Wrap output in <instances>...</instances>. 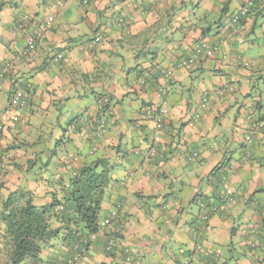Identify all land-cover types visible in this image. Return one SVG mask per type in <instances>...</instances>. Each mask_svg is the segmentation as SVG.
I'll return each instance as SVG.
<instances>
[{"label": "crops", "instance_id": "crops-1", "mask_svg": "<svg viewBox=\"0 0 264 264\" xmlns=\"http://www.w3.org/2000/svg\"><path fill=\"white\" fill-rule=\"evenodd\" d=\"M63 1L0 0V71L14 66L0 81V264L8 199L68 205L73 177L95 166L109 178L101 222L118 209L125 228L112 252L102 228L75 264H264V130L244 142L264 114V14L236 32L232 16L251 0ZM41 31L36 51L17 58ZM199 42L212 58L195 57ZM187 59L195 68H178ZM29 88V105L10 111ZM68 234L22 264H66Z\"/></svg>", "mask_w": 264, "mask_h": 264}, {"label": "trees", "instance_id": "trees-1", "mask_svg": "<svg viewBox=\"0 0 264 264\" xmlns=\"http://www.w3.org/2000/svg\"><path fill=\"white\" fill-rule=\"evenodd\" d=\"M263 14L264 0H252V5L247 7V14L245 16L238 14L239 23L246 26L247 20L253 18L256 24ZM98 102L105 109L110 104L107 97L99 98ZM263 117L262 115L260 118ZM224 174L226 172L223 169L221 173H218V178L219 180L221 178L223 183H225ZM108 182L109 178L105 172L98 173L96 166L88 167L73 177L70 183V196L67 198L68 205L59 206L63 203L53 196L51 204L39 208L33 204L29 192H23L17 197H11V200L8 199L4 211L1 212L2 221L6 226L5 238L9 255L8 262L5 264H22L28 259L37 261L48 243L59 237L63 231H69L68 239L72 238L74 246L77 244L82 246V240L98 235L102 229L101 198ZM57 208L62 210L57 211ZM70 215H73V218H69ZM202 220L206 223L208 219L204 220L202 217ZM71 222L74 223L75 228L70 231L66 224ZM57 224L61 226L57 227ZM119 225H124L125 228L120 215L117 219L111 220L108 237L112 235L117 239L116 236L123 232H117Z\"/></svg>", "mask_w": 264, "mask_h": 264}, {"label": "built area", "instance_id": "built-area-1", "mask_svg": "<svg viewBox=\"0 0 264 264\" xmlns=\"http://www.w3.org/2000/svg\"><path fill=\"white\" fill-rule=\"evenodd\" d=\"M90 0H84L85 4H88ZM64 5V1L60 0V6ZM252 5V0L248 1L247 4L241 9L240 15L241 16H245L247 14V7ZM55 19L54 17H50L47 21V29L54 23ZM28 22V18L25 19V23ZM120 24L123 23V20L119 21ZM231 23L232 25H234L236 32H241L244 31V29H246L245 25H241L239 23V16L236 15L231 19ZM20 28H24V25H21ZM43 38V32H35L33 34H31V36L28 38L26 46L24 47V49L22 50V55L17 56V58H20L21 56H26V55H31L35 52L36 49V45L38 43L39 40H41ZM101 36L97 37L94 40V43H97L98 41H100ZM193 52L195 53V57L199 58V57H205V58H212L214 53L212 50H210L209 46L207 45V43L205 42H199L196 45H194L193 47ZM61 59V56L58 57V60ZM14 66L12 64L7 65L3 71H0V81L4 80L8 75H10L11 71L14 70L13 68ZM178 68L180 69H194L195 68V59H187V60H183L178 64ZM171 76V72H167L165 74V78H168ZM30 86V85H29ZM31 87V86H30ZM0 92H1V87H0ZM164 93V88L163 87H157V94L159 96H161ZM31 96H32V89L29 88L27 90H19L17 92H15L13 94V96L11 97L10 100V105H9V109L10 111L15 110L17 108H24L26 106L29 105L30 100H31ZM206 100L204 101L202 107H206ZM9 113V111H8ZM166 111L163 109L158 110L155 113V124H156V128L158 131H161L164 127V119L166 117ZM153 116V117H154ZM264 116V114H263ZM18 120V117L15 116L13 119V122H16ZM5 128V123H1L0 122V132H3ZM264 130V117L263 118H259L257 120H253L251 126L247 129L246 132V136L244 139V142L247 146H250L252 144L253 141V136L255 135L256 132L258 131H262ZM157 141L160 140L159 136L156 137ZM250 156L249 151H247V155L246 158ZM226 174H224L223 179L226 182L229 178V174L231 173L230 169L225 168L224 169ZM201 207H204V203L201 204ZM111 219H107L104 222H102V228H110L111 226V220L117 219L119 217V213H118V209L115 210L112 214H111ZM204 220L208 219V216L205 215L203 216ZM124 229V225H119L117 232H121ZM97 235H93L91 238H86L84 239V241L82 240V246L81 244H77L74 246V254L68 259L67 264H75L77 261H79L87 252V247L90 243V241L93 239H96ZM116 243V238L114 236H109L108 237V242H107V248L106 250L108 252H111L114 249ZM85 245V246H84ZM130 251L128 249L125 250V255H127V259H129V253ZM130 261V260H128Z\"/></svg>", "mask_w": 264, "mask_h": 264}]
</instances>
